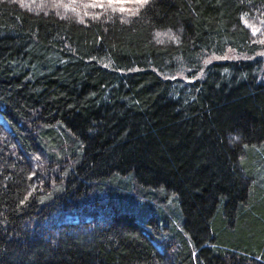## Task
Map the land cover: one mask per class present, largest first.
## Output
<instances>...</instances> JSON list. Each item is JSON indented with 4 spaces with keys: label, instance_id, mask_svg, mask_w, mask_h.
<instances>
[{
    "label": "trees",
    "instance_id": "obj_1",
    "mask_svg": "<svg viewBox=\"0 0 264 264\" xmlns=\"http://www.w3.org/2000/svg\"><path fill=\"white\" fill-rule=\"evenodd\" d=\"M112 1L0 0V264H264V0Z\"/></svg>",
    "mask_w": 264,
    "mask_h": 264
},
{
    "label": "rangeland",
    "instance_id": "obj_2",
    "mask_svg": "<svg viewBox=\"0 0 264 264\" xmlns=\"http://www.w3.org/2000/svg\"><path fill=\"white\" fill-rule=\"evenodd\" d=\"M120 3V4H124L128 1H140V0H114V2H117ZM109 2H113L112 0H109ZM249 25H252L253 23L252 22H248ZM254 27V26H253ZM252 27V33L255 35L258 33V29L253 28ZM264 54V42L262 43V49L261 51L259 52V55H262ZM220 58H226V59H237V58H246V55H238L237 53L233 52V51H228L226 52L225 54H222V56ZM213 59H216V56H210L208 57V59H206L204 61V64H207L209 63L211 60Z\"/></svg>",
    "mask_w": 264,
    "mask_h": 264
},
{
    "label": "clouds",
    "instance_id": "obj_3",
    "mask_svg": "<svg viewBox=\"0 0 264 264\" xmlns=\"http://www.w3.org/2000/svg\"><path fill=\"white\" fill-rule=\"evenodd\" d=\"M17 2H19V3H23V0H17ZM168 35H169V37H171L172 34H171L170 31L168 32ZM156 36H157V37L161 36V33L158 31V32L156 33Z\"/></svg>",
    "mask_w": 264,
    "mask_h": 264
},
{
    "label": "snow or ice",
    "instance_id": "obj_4",
    "mask_svg": "<svg viewBox=\"0 0 264 264\" xmlns=\"http://www.w3.org/2000/svg\"><path fill=\"white\" fill-rule=\"evenodd\" d=\"M145 2H146V0H145Z\"/></svg>",
    "mask_w": 264,
    "mask_h": 264
}]
</instances>
